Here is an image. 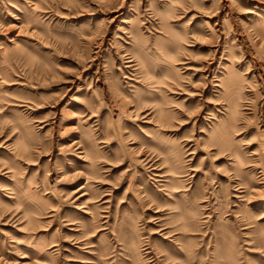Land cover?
Returning a JSON list of instances; mask_svg holds the SVG:
<instances>
[{"label":"rangeland","instance_id":"rangeland-1","mask_svg":"<svg viewBox=\"0 0 264 264\" xmlns=\"http://www.w3.org/2000/svg\"><path fill=\"white\" fill-rule=\"evenodd\" d=\"M0 264H264V0H0Z\"/></svg>","mask_w":264,"mask_h":264}]
</instances>
